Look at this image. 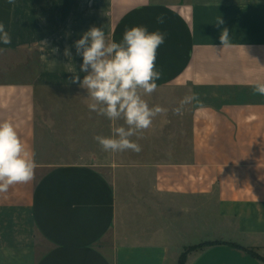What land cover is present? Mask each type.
Instances as JSON below:
<instances>
[{
  "label": "crops",
  "instance_id": "0c3cea01",
  "mask_svg": "<svg viewBox=\"0 0 264 264\" xmlns=\"http://www.w3.org/2000/svg\"><path fill=\"white\" fill-rule=\"evenodd\" d=\"M102 8L118 19L111 41L134 26L166 33L157 89L198 94L199 104L181 110L189 135L179 152L173 137L164 154L154 148L158 128L174 122L175 101L166 100L149 128L156 145L134 152L133 163L125 152L105 164L111 171L47 162L58 159L47 147L52 119L62 134L52 112L69 114L71 142L79 112L85 138L97 134L88 100L68 109L43 100L52 88L80 87L72 81L83 62L76 32L92 28ZM0 22L11 37L0 49L19 55L0 72V123L16 127L36 161L32 181L0 193V264H179L185 247L204 241L229 243L193 250L187 264H264L245 249L264 257V96L253 91L264 81V0H0ZM35 48L31 75L22 65Z\"/></svg>",
  "mask_w": 264,
  "mask_h": 264
},
{
  "label": "clouds",
  "instance_id": "9594fccd",
  "mask_svg": "<svg viewBox=\"0 0 264 264\" xmlns=\"http://www.w3.org/2000/svg\"><path fill=\"white\" fill-rule=\"evenodd\" d=\"M156 22L163 24L165 17L157 16ZM165 38L166 33L159 30L150 32L146 26H134L126 29L122 41L117 43L106 40L101 28L92 27L75 42L76 53L83 58L79 73L86 75L81 80L77 73L72 81L86 89L88 109L112 122L110 136L93 137L103 151L139 153L141 146L131 138H139L152 126L153 119L165 111L159 105L150 107L143 98L157 90L156 81L162 72L155 65L156 53ZM220 40L223 46L227 45V29ZM0 43H11L2 22ZM253 91L264 96V81L255 83ZM193 101L200 103L198 94L184 97L175 111L179 114L184 105ZM119 120L124 125L116 126ZM35 168V152L20 139L16 127L9 122L0 123V193H6L13 185L32 181Z\"/></svg>",
  "mask_w": 264,
  "mask_h": 264
},
{
  "label": "rangeland",
  "instance_id": "374dc122",
  "mask_svg": "<svg viewBox=\"0 0 264 264\" xmlns=\"http://www.w3.org/2000/svg\"><path fill=\"white\" fill-rule=\"evenodd\" d=\"M48 16L49 15H46L45 17L47 23L54 18L53 16ZM57 18L60 19V17ZM117 21V16H113L112 13H108V10L102 8L99 9L98 12L95 10V14L93 16V27L101 28L105 33L106 40L111 41ZM76 33L80 39L84 32ZM47 34H50L52 36L54 35V32L51 29V31ZM50 42V44H53L52 39L50 40ZM35 51H37L36 48L35 50H29L30 55L27 56L28 58L24 55L22 65L24 66L23 71L25 72L27 70V72L31 75H33V73H35L37 70ZM18 56L19 55H13V53H10L7 50L0 51V72H3V68H5V65L9 63V60L12 57ZM27 59H30L29 64L27 63ZM16 66L17 65H14L13 67L19 68ZM85 91L86 89H82L80 87L72 88L70 90H68V88H52L51 92H49L51 95L47 98L44 97L43 103H46L48 105L53 103H61L62 107H66L67 109L75 104L78 105V107L84 106L85 103H87V99L85 98ZM57 94L61 95L58 96ZM184 97L185 96H182V92L180 90L175 91V96H173L167 94L166 90L159 89H157L151 95H145L143 97L148 102L150 107L159 105L160 107L164 108L166 100L175 101V107L173 109V112L170 113L172 115V120H174L172 125L169 124L168 128H158V133L154 136V138L158 136L157 145L151 143L152 140L149 129L144 130L139 138H137L136 136H133L131 138L141 146V151H148L151 146L156 145L157 147L154 148L157 149L159 153L164 154V151L170 147L171 137H173L172 146L174 147L175 152H179L181 150V147L183 146V144L181 143L183 136L185 139L189 135V121L187 120V118H183L182 112L178 114L175 110L180 107V102ZM51 114L52 118H55L56 121L62 123V134H60L59 129L55 127V121L52 119L53 126H47L46 129V138L47 141H50L47 147H49L50 155L58 157V159H49L50 161L47 162H101L104 166L102 168L103 170L108 169V171H111V167L105 164H113V162H117L115 159H113V155H117V153L103 151L100 145L93 138L87 139L85 138L84 134L81 133L85 130L86 126V119L84 117L85 112H79L77 115V120L79 123V133L76 138V142H71L69 138V114H67L66 116V112L64 111L58 115L53 112ZM53 115H56V117H54ZM120 122L124 124L123 120H120ZM47 125L51 124L47 123ZM65 126H67V128H65ZM93 126L95 127V131L97 132L96 135L105 137L111 135L112 122L103 116L97 115L95 112L93 113ZM116 126H120L119 121H116ZM90 139L93 142H91ZM141 141H143V143H141ZM124 152L126 163H133L134 151L127 150Z\"/></svg>",
  "mask_w": 264,
  "mask_h": 264
},
{
  "label": "trees",
  "instance_id": "16d2710c",
  "mask_svg": "<svg viewBox=\"0 0 264 264\" xmlns=\"http://www.w3.org/2000/svg\"><path fill=\"white\" fill-rule=\"evenodd\" d=\"M219 243H229V242H225V241H204L202 243L186 247L179 257V264H186L187 263L189 253L191 251L197 250V249H204L208 246H212V245L219 244ZM230 244H234V243H230ZM245 249L247 251L253 253L255 256L259 257L260 259H262L264 261V257L261 256L259 253H257L254 248L247 247Z\"/></svg>",
  "mask_w": 264,
  "mask_h": 264
}]
</instances>
